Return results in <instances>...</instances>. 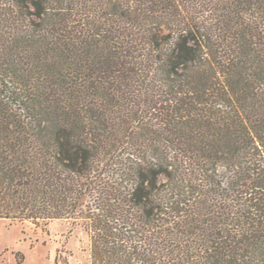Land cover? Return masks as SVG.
Masks as SVG:
<instances>
[{"label":"trees","instance_id":"1","mask_svg":"<svg viewBox=\"0 0 264 264\" xmlns=\"http://www.w3.org/2000/svg\"><path fill=\"white\" fill-rule=\"evenodd\" d=\"M0 219L264 264V0H0Z\"/></svg>","mask_w":264,"mask_h":264},{"label":"rangeland","instance_id":"2","mask_svg":"<svg viewBox=\"0 0 264 264\" xmlns=\"http://www.w3.org/2000/svg\"><path fill=\"white\" fill-rule=\"evenodd\" d=\"M87 232L66 221L0 219V264H91Z\"/></svg>","mask_w":264,"mask_h":264}]
</instances>
